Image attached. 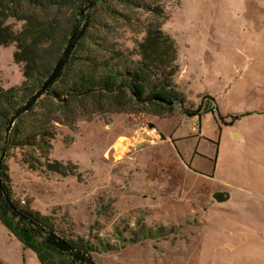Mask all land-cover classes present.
Returning a JSON list of instances; mask_svg holds the SVG:
<instances>
[{
  "label": "rangeland",
  "instance_id": "1",
  "mask_svg": "<svg viewBox=\"0 0 264 264\" xmlns=\"http://www.w3.org/2000/svg\"><path fill=\"white\" fill-rule=\"evenodd\" d=\"M135 1L143 6L116 26L119 43L133 47L159 22L177 45L186 105L207 95L215 113L196 128L178 103L166 117L134 110L60 126L47 158L73 174L31 170L21 159L32 149L14 147L12 197L51 215L97 264H264V0ZM14 49L0 45L4 89L23 81ZM138 133L117 158L118 135ZM219 190L226 199H214ZM0 264H40L1 219Z\"/></svg>",
  "mask_w": 264,
  "mask_h": 264
},
{
  "label": "trees",
  "instance_id": "2",
  "mask_svg": "<svg viewBox=\"0 0 264 264\" xmlns=\"http://www.w3.org/2000/svg\"><path fill=\"white\" fill-rule=\"evenodd\" d=\"M83 1L0 0V45L14 44L13 59L21 66L23 76L16 88L0 87V189L36 225L12 217L1 203L0 219L25 247L33 250L40 264L84 263L47 244L36 226L55 232L90 257L91 249L60 232L51 215L29 211L16 203L5 164L12 148L32 149L21 159L31 170L73 174L67 162L47 158L60 126L89 120L95 114L134 110L166 117L175 110V103L187 114H199L200 105L188 107L185 95L176 86L177 45L159 22L146 24L144 36L133 47L119 43L116 26L120 22L130 24V8L143 4L135 0H88L87 27L60 75L17 116L5 140L10 116L51 72L81 19ZM203 98L212 100L207 95Z\"/></svg>",
  "mask_w": 264,
  "mask_h": 264
},
{
  "label": "water",
  "instance_id": "3",
  "mask_svg": "<svg viewBox=\"0 0 264 264\" xmlns=\"http://www.w3.org/2000/svg\"><path fill=\"white\" fill-rule=\"evenodd\" d=\"M87 9H88V0H85V3L82 5L80 9V18L82 19V23L78 21L76 25L73 27L67 39L65 47L63 48L51 72L48 74V76L43 81V83L34 91V93L26 101H24L21 105H19L10 116L5 129V140L7 139L8 133L17 116L23 113L24 111L28 110L29 107L44 93V91L47 90V88L52 83V81L60 75L66 59L70 55L74 46L76 45L80 37L83 35L87 27V23H88ZM150 126L153 125L150 124ZM227 196L228 193L226 192H215L213 195V197L218 201L226 199ZM0 203L12 217L22 218L23 220L28 221L30 224L36 225L35 222L32 221L27 214L23 213L11 201V199L1 191V189H0ZM36 228L39 230V232L41 233V237L44 239V241L47 244L52 245L55 248L67 253L69 257L76 260L77 262L84 264H97L92 260V258L89 255L75 248L74 245L69 243L67 240H65L55 232L50 231L41 226H36Z\"/></svg>",
  "mask_w": 264,
  "mask_h": 264
},
{
  "label": "bare ground",
  "instance_id": "4",
  "mask_svg": "<svg viewBox=\"0 0 264 264\" xmlns=\"http://www.w3.org/2000/svg\"><path fill=\"white\" fill-rule=\"evenodd\" d=\"M133 139L136 141L141 140V133L137 134V136L134 135V137H127V136H119L116 142L112 145L113 149L115 150V156L117 158L122 157V152L125 150L126 145Z\"/></svg>",
  "mask_w": 264,
  "mask_h": 264
},
{
  "label": "built area",
  "instance_id": "5",
  "mask_svg": "<svg viewBox=\"0 0 264 264\" xmlns=\"http://www.w3.org/2000/svg\"><path fill=\"white\" fill-rule=\"evenodd\" d=\"M201 109L199 110V115H202V114H205V115H208L215 110V106L213 105V103L210 101V100H207V101H203L202 105H201Z\"/></svg>",
  "mask_w": 264,
  "mask_h": 264
},
{
  "label": "crops",
  "instance_id": "6",
  "mask_svg": "<svg viewBox=\"0 0 264 264\" xmlns=\"http://www.w3.org/2000/svg\"><path fill=\"white\" fill-rule=\"evenodd\" d=\"M212 101H213V100H211V102H212ZM201 104H202V103H201ZM197 107H198V106H197ZM186 115L189 116L188 114H186ZM200 117H201V116H198L197 114H195V115L192 116V118L196 121L195 124H194V128L197 127V125H198L197 120L200 119ZM155 133H156V132H155ZM151 134H152V133H151ZM235 134L238 135L237 133H235ZM119 136H120V135H118V137H119ZM160 136H161V139H164V138H165V136L162 135V134H160ZM117 139H118V138H117ZM117 139H116V140H117ZM165 139L168 140V141H171V136H167ZM116 140L114 141V143L116 142ZM114 143H113V144H114ZM113 144H112V145H113Z\"/></svg>",
  "mask_w": 264,
  "mask_h": 264
},
{
  "label": "flooded vegetation",
  "instance_id": "7",
  "mask_svg": "<svg viewBox=\"0 0 264 264\" xmlns=\"http://www.w3.org/2000/svg\"><path fill=\"white\" fill-rule=\"evenodd\" d=\"M201 105H200V107H199V110L201 109ZM198 113H199V111H198ZM212 113H215V111L214 112H212ZM187 114V113H186ZM200 114V113H199ZM199 114H197L198 116H200ZM189 116H193V115H191V114H188ZM199 129V128H198ZM194 151H196V150H194ZM216 192H225V191H223V190H219V191H216ZM215 199V198H214ZM216 200V199H215ZM216 201H218V200H216Z\"/></svg>",
  "mask_w": 264,
  "mask_h": 264
}]
</instances>
